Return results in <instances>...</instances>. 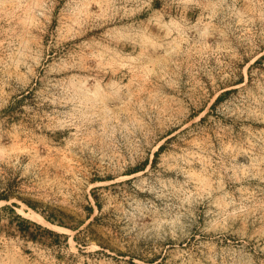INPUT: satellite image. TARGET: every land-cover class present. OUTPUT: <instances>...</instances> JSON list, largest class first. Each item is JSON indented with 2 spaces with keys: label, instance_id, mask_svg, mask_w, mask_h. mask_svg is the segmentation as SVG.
Returning a JSON list of instances; mask_svg holds the SVG:
<instances>
[{
  "label": "rangeland",
  "instance_id": "374dc122",
  "mask_svg": "<svg viewBox=\"0 0 264 264\" xmlns=\"http://www.w3.org/2000/svg\"><path fill=\"white\" fill-rule=\"evenodd\" d=\"M0 198V264H264V0H0Z\"/></svg>",
  "mask_w": 264,
  "mask_h": 264
},
{
  "label": "trees",
  "instance_id": "16d2710c",
  "mask_svg": "<svg viewBox=\"0 0 264 264\" xmlns=\"http://www.w3.org/2000/svg\"><path fill=\"white\" fill-rule=\"evenodd\" d=\"M227 93H228V91L225 92L224 94H227ZM221 97H222V95L219 98H217V101L220 100ZM161 149H162V146L159 148V150H161ZM159 150L156 152V154L159 153ZM142 169H144V168H142ZM29 205H31V204H29ZM97 206H98V208H100L99 204H97ZM5 209H10L11 210V208H9V206H7ZM90 211H92V208L90 209ZM41 214L44 216V214L42 212H41ZM16 218L19 220V223H20L19 231L21 232V234L25 237L26 236L25 233H28L27 237H28V239H30L32 241H35L36 237L34 236L31 228H36V229L42 230L44 233H46L48 235H52V236L56 237L57 239H59L61 237L67 238L66 235H62V234L56 233L53 230H50L48 228H45V227L41 226L40 224H37V223L32 222V221H30V220H28L26 218H23L20 215H17ZM44 218L47 221H49L50 223L55 224L57 226L70 228V229H72L74 231L78 230V227L74 228V227H71V226H67L65 223L60 222V221H56V220L50 218L49 216L45 215ZM74 239L77 240V237L75 236Z\"/></svg>",
  "mask_w": 264,
  "mask_h": 264
}]
</instances>
